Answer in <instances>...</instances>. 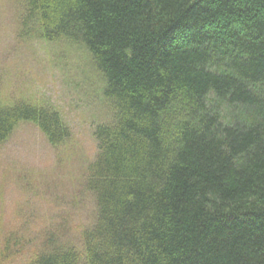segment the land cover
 I'll list each match as a JSON object with an SVG mask.
<instances>
[{"label":"trees","instance_id":"trees-1","mask_svg":"<svg viewBox=\"0 0 264 264\" xmlns=\"http://www.w3.org/2000/svg\"><path fill=\"white\" fill-rule=\"evenodd\" d=\"M17 1L22 33L85 53L111 115L79 182L92 220L2 223L0 264H264V0ZM19 122L71 138L48 102L0 99V142Z\"/></svg>","mask_w":264,"mask_h":264},{"label":"rangeland","instance_id":"rangeland-1","mask_svg":"<svg viewBox=\"0 0 264 264\" xmlns=\"http://www.w3.org/2000/svg\"><path fill=\"white\" fill-rule=\"evenodd\" d=\"M18 9L17 0H0V99L48 102L62 113L71 138L54 147L36 125L19 122L0 142V224L37 234L60 222L75 234L92 220L93 197L79 182L96 151L93 128L111 112L85 53L22 33Z\"/></svg>","mask_w":264,"mask_h":264}]
</instances>
